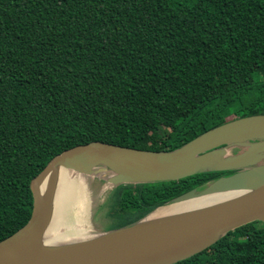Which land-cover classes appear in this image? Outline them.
<instances>
[{"label": "trees", "instance_id": "trees-1", "mask_svg": "<svg viewBox=\"0 0 264 264\" xmlns=\"http://www.w3.org/2000/svg\"><path fill=\"white\" fill-rule=\"evenodd\" d=\"M255 114L264 0H0V240L30 219L32 179L65 149L170 151ZM233 172L117 185L108 229ZM175 264H264V222Z\"/></svg>", "mask_w": 264, "mask_h": 264}, {"label": "water", "instance_id": "water-1", "mask_svg": "<svg viewBox=\"0 0 264 264\" xmlns=\"http://www.w3.org/2000/svg\"><path fill=\"white\" fill-rule=\"evenodd\" d=\"M238 141L248 146L241 147L220 167H207L226 154L227 146ZM256 155L260 158L255 163H241ZM262 158L264 114L226 121L170 151L152 152L101 141L65 149L32 179L31 217L17 231L0 240V264H175L242 225L264 222V161L258 164ZM58 166L85 174L109 175L113 188L120 184L179 180L206 171L234 170L170 202L224 192L238 194L204 208L143 221L168 202L138 221L107 230L94 239L39 249L35 243L46 221L45 216L35 214L39 188Z\"/></svg>", "mask_w": 264, "mask_h": 264}, {"label": "bare ground", "instance_id": "bare-ground-1", "mask_svg": "<svg viewBox=\"0 0 264 264\" xmlns=\"http://www.w3.org/2000/svg\"><path fill=\"white\" fill-rule=\"evenodd\" d=\"M244 146L248 145L240 141L227 146L225 148L226 154L217 158L213 164L207 167H220L224 161L232 157L231 147ZM259 158L260 156L256 155L241 163H255ZM68 175L73 176L65 179ZM95 177L104 178L107 181L104 185L102 184L103 186L96 195L90 189V184ZM108 177L110 176L103 175V173L85 174L69 168L55 167L42 181L39 188L35 214L45 216L46 221L36 239V247L43 249L66 246L98 237L101 233H96L92 230L91 216L96 198L112 186L108 181ZM237 194L238 192H224L201 195L183 201H174L167 206L157 208L143 221H154L204 208L223 202ZM58 216L64 222L60 229L56 226L54 227ZM53 228L54 230H52Z\"/></svg>", "mask_w": 264, "mask_h": 264}, {"label": "rangeland", "instance_id": "rangeland-1", "mask_svg": "<svg viewBox=\"0 0 264 264\" xmlns=\"http://www.w3.org/2000/svg\"><path fill=\"white\" fill-rule=\"evenodd\" d=\"M242 149L243 148H241V147L240 148L231 147V153L235 154L238 151H241ZM263 161H264V158H262L258 162V164L263 162ZM70 176H73V175H68V176L65 177V179L70 177ZM105 183H107V181L104 178L95 177L92 180V182L90 184V189L92 190L94 195H96V193L99 191V189ZM113 189H114L113 186H111V188H109L102 195H100V196H98V198H96V203L94 205L93 213H92V216H91V223L93 225L92 226V230H94V232H96V233H103V232H106L107 230H109L108 227H109L110 221H109L108 217L106 216V212L108 210V204L110 202V196L112 194ZM170 203H172V202H170ZM165 206H167V205H165ZM63 225H64V222L58 216L57 220H56V225H54V227L56 226L58 229H60ZM68 225H72V224H68ZM52 230H54V228Z\"/></svg>", "mask_w": 264, "mask_h": 264}]
</instances>
